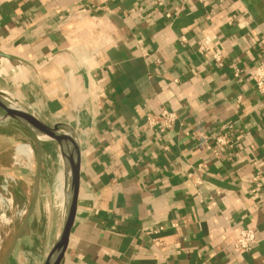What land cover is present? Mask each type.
I'll list each match as a JSON object with an SVG mask.
<instances>
[{
    "label": "crops",
    "instance_id": "1",
    "mask_svg": "<svg viewBox=\"0 0 264 264\" xmlns=\"http://www.w3.org/2000/svg\"><path fill=\"white\" fill-rule=\"evenodd\" d=\"M206 39L223 67L198 53ZM0 52L11 56H0L5 101L62 128L70 108L81 132L78 212L58 264H264V101L249 76L264 60V0H0ZM162 108L177 114L173 130L143 125ZM232 121L216 152L193 136ZM18 141L34 149L26 128L1 120L0 180L32 175L12 167ZM25 225L7 264L36 248L38 219L35 232ZM248 225L258 240L237 254L230 243Z\"/></svg>",
    "mask_w": 264,
    "mask_h": 264
},
{
    "label": "rangeland",
    "instance_id": "2",
    "mask_svg": "<svg viewBox=\"0 0 264 264\" xmlns=\"http://www.w3.org/2000/svg\"><path fill=\"white\" fill-rule=\"evenodd\" d=\"M9 99V97L5 95H0V98ZM75 113L70 108L67 109L65 118L69 121V129L70 134L75 131L74 129V116ZM33 119H35L41 127H51L54 130L53 127L55 125L60 124L62 125V120L60 121V118H54L52 121V125L49 121H46V117H35L32 116ZM51 120V118H49ZM47 129V128H46ZM37 135L43 140L42 142L45 143L44 148L46 149L44 159H43V176L44 179L41 183V191L37 198L36 208H35V214L38 219L39 224V233L37 235V243L36 248L31 247L33 250H27L26 255L24 259L21 261L22 264H37L38 256L40 253H43L46 251L47 247L50 248L52 243L54 242L59 230H60V216L61 212L63 210V207L61 206L60 202V196L58 195V191L61 187L62 181L60 180V173L61 169H63L62 165V152L64 149L60 148L62 145L57 144V141L55 138H53L51 135H48L47 132L42 130L41 128L36 129ZM76 137H78L81 132L76 130ZM63 137H65L66 141L68 138L67 132L62 134ZM78 138H76V142L78 143ZM23 141H18L17 145L23 144ZM14 150V149H13ZM12 150L11 153V162H12V156L14 155V151ZM33 155L30 158V161L33 162L32 166L28 169L22 166H12L17 169L19 173L24 177V175H27L25 172H29L31 170L32 175L27 176V183H24V181L20 182L21 179L15 178V182L11 185V193L12 198L14 202L21 207L22 205L27 206L29 208V205L31 203V190L33 189V182H34V174H35V151L32 147ZM23 160V159H22ZM3 175V174H2ZM2 178V177H1ZM1 182V180H0ZM26 191V197L22 196L21 192L23 193ZM23 189V191H22ZM21 201V202H20ZM24 201V202H22ZM21 222L20 219L11 216V220L8 223H0V237L2 239L1 243V251L5 253L6 250L9 247V244L11 242L12 236L17 232V226ZM32 251H35L34 253Z\"/></svg>",
    "mask_w": 264,
    "mask_h": 264
},
{
    "label": "built area",
    "instance_id": "3",
    "mask_svg": "<svg viewBox=\"0 0 264 264\" xmlns=\"http://www.w3.org/2000/svg\"><path fill=\"white\" fill-rule=\"evenodd\" d=\"M236 16L231 15L228 19V23L232 24L235 21ZM210 40L206 39L201 42L197 48L198 53L207 55L211 61L217 66L223 67L225 60L218 50L211 49ZM234 77L239 81L241 79L239 68L233 70ZM249 76L253 80V86L258 94H260L264 101V60L261 61L257 66L249 71ZM178 121L177 114L166 108H162L157 114H147L144 126L148 128H155L160 133H165L173 130L176 122ZM235 122H226L221 124L216 130L210 133H204L202 131H195L193 136L205 147L211 151L216 152V147L227 146L232 142V136L235 132ZM24 152L18 150V148ZM14 155L12 156V166H22L29 168L33 162L30 158L33 155V150L30 145L23 143L17 145L14 148ZM23 159V160H22ZM15 182V177L11 174L2 175L0 182V223H8L11 220V216L22 220L27 212L28 208L25 205L19 207L12 198L11 185ZM162 229L159 227L154 230H149L151 233H157ZM258 240V231L253 226H245L240 229L232 239L230 247L233 252L237 254H243L249 252L254 243ZM2 239L0 237V251H1Z\"/></svg>",
    "mask_w": 264,
    "mask_h": 264
},
{
    "label": "water",
    "instance_id": "4",
    "mask_svg": "<svg viewBox=\"0 0 264 264\" xmlns=\"http://www.w3.org/2000/svg\"><path fill=\"white\" fill-rule=\"evenodd\" d=\"M0 56L4 58L10 59L11 56L0 52ZM7 100V99H6ZM21 105L16 102H8L5 101V98H0V121L3 119H11L19 124H21L24 128H26L32 135L33 145L36 156V167H35V178L33 182V190H32V202L30 206V210L27 212L22 225L20 226L18 232L14 234L11 239V243L6 250L3 259L0 264H7L9 256L12 254L14 247L16 245L17 240L23 235L28 234L29 230L26 227L25 223L28 222L31 217V225L30 229L35 232L37 226V219L33 215L37 198L39 194V185L41 180V167H42V156H43V145L42 140L36 133V129L41 128L45 132L49 134L52 133L51 127H41L40 124L29 115ZM53 137V136H52ZM54 138V137H53ZM80 163V162H79ZM80 180H79V167L76 173L72 176V183L70 185V189L68 192L67 203L65 206V215L62 219L60 230L49 248L44 263L43 264H58L66 250L68 245V241L70 238V234L76 219V215L78 212V192H79ZM33 215V216H32Z\"/></svg>",
    "mask_w": 264,
    "mask_h": 264
},
{
    "label": "bare ground",
    "instance_id": "5",
    "mask_svg": "<svg viewBox=\"0 0 264 264\" xmlns=\"http://www.w3.org/2000/svg\"><path fill=\"white\" fill-rule=\"evenodd\" d=\"M8 82H10V81H8ZM53 128H54V130L52 129L51 134H49L48 132L47 133H48V135H51L55 138V140L57 141V144H60L63 146L64 153H65L64 157L62 159L63 169H61V173H60V180L62 181V184H61V187L58 191V193H59L58 195L60 196V202H61L60 204L63 207V210H62L61 216H60V222H59V225H60L62 222V219L65 215V206L67 203V197H68L70 185L72 183V176L74 175V173H76L75 164H74V161L72 160V157H71L72 156V148H73L74 143L76 141V133L72 132V134H70V132H69L70 129L67 126H63V128H64L63 129L62 127H60V125H55V127H53ZM66 132L68 134L67 141L64 138V141L62 142V137H63L62 134L66 133ZM78 137H79V139H78L79 143L81 144V134ZM18 150L23 152V150L21 148H18Z\"/></svg>",
    "mask_w": 264,
    "mask_h": 264
},
{
    "label": "flooded vegetation",
    "instance_id": "6",
    "mask_svg": "<svg viewBox=\"0 0 264 264\" xmlns=\"http://www.w3.org/2000/svg\"><path fill=\"white\" fill-rule=\"evenodd\" d=\"M28 136L30 137L31 143L33 144V138H32V135H31V133L29 131H28Z\"/></svg>",
    "mask_w": 264,
    "mask_h": 264
}]
</instances>
